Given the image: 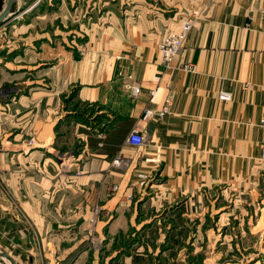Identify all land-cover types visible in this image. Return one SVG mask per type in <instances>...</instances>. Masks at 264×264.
<instances>
[{"label":"crops","instance_id":"1","mask_svg":"<svg viewBox=\"0 0 264 264\" xmlns=\"http://www.w3.org/2000/svg\"><path fill=\"white\" fill-rule=\"evenodd\" d=\"M14 11L0 33L23 16L55 28L0 44V248L16 264H264V0H16ZM191 12L166 69L156 44ZM134 129L142 147L126 144Z\"/></svg>","mask_w":264,"mask_h":264},{"label":"built area","instance_id":"2","mask_svg":"<svg viewBox=\"0 0 264 264\" xmlns=\"http://www.w3.org/2000/svg\"><path fill=\"white\" fill-rule=\"evenodd\" d=\"M6 0H0V3H3V7ZM197 18V12H191V14L184 16L181 21L180 25L177 31H169L167 32L164 37L156 44V51L159 56V60L161 64L166 68L170 69L172 68V64L175 60V58L178 56V54L184 49L185 41L189 35V32L193 26L194 21ZM181 69L183 71L189 72L192 70L191 66L184 65L181 66ZM127 88H129L132 93L138 94L139 88L135 85H125ZM219 99L222 101H229L231 99L230 94L221 92L219 94ZM169 100H167L168 104ZM167 111V106L162 108V111L157 113V115L161 116L163 112ZM156 112L154 111H146L143 119H146L148 117H152L155 115ZM126 144L134 147L139 148L142 147L144 144V137L140 134V132L136 129L132 130L129 135L126 138ZM120 162L119 160H115V163ZM259 165L264 169V148L261 151L260 157H259ZM142 185L144 181L147 179V176L140 175Z\"/></svg>","mask_w":264,"mask_h":264},{"label":"rangeland","instance_id":"3","mask_svg":"<svg viewBox=\"0 0 264 264\" xmlns=\"http://www.w3.org/2000/svg\"><path fill=\"white\" fill-rule=\"evenodd\" d=\"M52 5H53L52 9L54 10V12H52L51 15L55 16V12L57 10L55 9V4L52 3ZM4 6H5V4H4ZM2 9H3V7H2ZM22 18L19 19V24L21 27L23 26V28L19 29V31L14 32V31L8 30V28H11L12 25H9V26L7 25L6 26L7 29L3 30L0 33V44L11 45V44H14L15 40L17 42H23V41L30 42V41H32L33 38L36 39L37 43H39L41 40L45 39L44 37H47V35H48V34H46L47 30L55 28L54 21L51 19H49L50 21H48V19H45V20H43V19H31V21H29V18L26 19V17H24V16ZM82 19L83 18H80V17H75V18L73 17V19L69 18L66 20L64 19L65 20V23H64L65 26L63 29L65 30V32L70 30V29L75 30V28L78 27L77 25L83 21ZM23 20H27V21L24 22ZM21 22H24L26 24L27 23L31 24L30 25L31 27H28L29 29L27 30V33H25L26 24L21 23ZM67 37L68 36H64L65 42L70 46H72L71 44H74V46H75V43L77 41V37H75V35H72V34H70L68 37V39H70V40H68ZM23 39H25V40H23ZM260 168H261V170L264 171V169L262 167H260ZM147 180H148V178L144 181V183H143L144 186H145ZM143 184L141 186H143ZM1 252L5 253V251L0 248V253ZM183 263L184 262H181L179 264H183ZM0 264H11V263L6 259L1 258Z\"/></svg>","mask_w":264,"mask_h":264},{"label":"water","instance_id":"4","mask_svg":"<svg viewBox=\"0 0 264 264\" xmlns=\"http://www.w3.org/2000/svg\"><path fill=\"white\" fill-rule=\"evenodd\" d=\"M15 5H16V0H6L5 6L3 7L2 11L0 12V26L5 23V21L11 17L15 11ZM6 259L8 260L11 264H16L14 259H12L8 254L6 253H0V259Z\"/></svg>","mask_w":264,"mask_h":264},{"label":"trees","instance_id":"5","mask_svg":"<svg viewBox=\"0 0 264 264\" xmlns=\"http://www.w3.org/2000/svg\"><path fill=\"white\" fill-rule=\"evenodd\" d=\"M2 7H3V3H0V11L2 10ZM76 94V89L73 91V92H71V94L69 95V97L65 100V102H67V101H71V99H73L74 98V95ZM79 106H82V111H81V114H76V115H79V116H81V117H83V114L84 113H87V112H89V113H91L93 110H91V109H93V107H94V105H87V104H83V105H79ZM78 104H77V106H74V108H73V111L74 110H76L78 107ZM77 111V110H76Z\"/></svg>","mask_w":264,"mask_h":264}]
</instances>
